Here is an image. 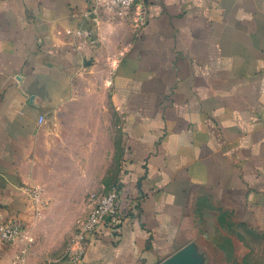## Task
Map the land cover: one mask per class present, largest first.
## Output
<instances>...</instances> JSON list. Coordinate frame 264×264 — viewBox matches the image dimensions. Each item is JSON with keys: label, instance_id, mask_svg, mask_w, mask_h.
Wrapping results in <instances>:
<instances>
[{"label": "crops", "instance_id": "0c3cea01", "mask_svg": "<svg viewBox=\"0 0 264 264\" xmlns=\"http://www.w3.org/2000/svg\"><path fill=\"white\" fill-rule=\"evenodd\" d=\"M87 4L0 0V224L21 226L22 241L70 116ZM144 10L110 80L123 218L67 264H162L190 247L182 264H219L205 252L216 233L241 222L264 232V0H144ZM112 14L99 25L129 20ZM18 239L0 240V257Z\"/></svg>", "mask_w": 264, "mask_h": 264}, {"label": "rangeland", "instance_id": "374dc122", "mask_svg": "<svg viewBox=\"0 0 264 264\" xmlns=\"http://www.w3.org/2000/svg\"><path fill=\"white\" fill-rule=\"evenodd\" d=\"M113 16L121 19L117 13ZM99 26L85 36L73 100L64 110L70 116L63 125L57 124L59 144L56 142L47 173L37 187L24 228L26 241L16 240L0 257V264L75 262L83 244L79 224L86 214L88 195L121 181L123 136L110 80L137 26L132 20L115 26L116 31L109 25ZM232 228V232L216 233L205 252L219 264H264V232H252L242 222Z\"/></svg>", "mask_w": 264, "mask_h": 264}, {"label": "built area", "instance_id": "2783aa9c", "mask_svg": "<svg viewBox=\"0 0 264 264\" xmlns=\"http://www.w3.org/2000/svg\"><path fill=\"white\" fill-rule=\"evenodd\" d=\"M107 12L117 13L122 19L129 18L136 23L137 28L146 19L144 0H88L87 9L83 13L91 26L84 31L83 35L91 36L98 28L103 14ZM42 119V117L39 118L40 121ZM122 192L123 185L120 181L88 195L86 214L79 224V236L83 239V244L75 258L76 262L81 260L85 245L100 227H112L123 218V210L119 206ZM21 231V226L15 223H1L0 240L10 242L15 238H20L23 235Z\"/></svg>", "mask_w": 264, "mask_h": 264}, {"label": "water", "instance_id": "95a60500", "mask_svg": "<svg viewBox=\"0 0 264 264\" xmlns=\"http://www.w3.org/2000/svg\"><path fill=\"white\" fill-rule=\"evenodd\" d=\"M191 252H194V249L192 247L186 249L177 259V261L171 262L167 261L162 264H182L180 261H185L187 257L190 255Z\"/></svg>", "mask_w": 264, "mask_h": 264}]
</instances>
